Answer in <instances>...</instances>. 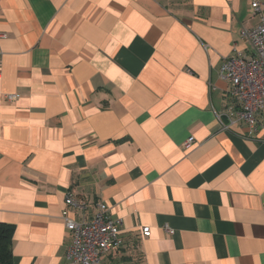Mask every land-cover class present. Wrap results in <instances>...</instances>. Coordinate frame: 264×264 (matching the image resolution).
I'll return each mask as SVG.
<instances>
[{"label": "crops", "instance_id": "obj_1", "mask_svg": "<svg viewBox=\"0 0 264 264\" xmlns=\"http://www.w3.org/2000/svg\"><path fill=\"white\" fill-rule=\"evenodd\" d=\"M253 1L0 0L13 264H71L65 213L89 221L99 203L124 241L101 264H264V133L217 118Z\"/></svg>", "mask_w": 264, "mask_h": 264}, {"label": "built area", "instance_id": "obj_2", "mask_svg": "<svg viewBox=\"0 0 264 264\" xmlns=\"http://www.w3.org/2000/svg\"><path fill=\"white\" fill-rule=\"evenodd\" d=\"M253 15L260 16L259 24L253 29H245L243 36L249 42L252 53H237L224 59L220 77L228 83V103L217 118L225 129H231L237 123L245 126L247 134L260 137L264 133V11L258 0L251 4ZM17 95L7 96L8 100L17 99ZM226 119L228 124L222 122ZM194 138L185 142L190 148ZM66 205L82 212L85 206L71 194L65 199ZM65 224L71 235V244L66 258L71 264H101L102 258L111 251L124 245L121 238L123 222L110 216L106 204L99 203L89 221H77L65 213ZM167 232L173 233L169 227ZM151 235L149 227L142 228V236Z\"/></svg>", "mask_w": 264, "mask_h": 264}, {"label": "trees", "instance_id": "obj_3", "mask_svg": "<svg viewBox=\"0 0 264 264\" xmlns=\"http://www.w3.org/2000/svg\"><path fill=\"white\" fill-rule=\"evenodd\" d=\"M13 226L0 224V264H13Z\"/></svg>", "mask_w": 264, "mask_h": 264}]
</instances>
